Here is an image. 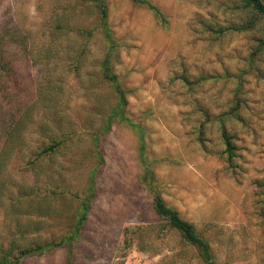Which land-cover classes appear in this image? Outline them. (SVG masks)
I'll use <instances>...</instances> for the list:
<instances>
[{
  "label": "rangeland",
  "instance_id": "1",
  "mask_svg": "<svg viewBox=\"0 0 264 264\" xmlns=\"http://www.w3.org/2000/svg\"><path fill=\"white\" fill-rule=\"evenodd\" d=\"M104 1L112 47L97 0H0V52L14 69L0 82V258L73 232L95 174L73 264H202L160 227L143 147L159 193L216 264H264V17L221 32L249 20L239 0H148L165 24L131 0ZM107 56L129 124L110 118L118 95L101 72ZM51 139L59 148L39 155ZM136 225L154 228L148 250L136 241L124 254L123 231ZM68 258L62 245L19 264Z\"/></svg>",
  "mask_w": 264,
  "mask_h": 264
},
{
  "label": "trees",
  "instance_id": "2",
  "mask_svg": "<svg viewBox=\"0 0 264 264\" xmlns=\"http://www.w3.org/2000/svg\"><path fill=\"white\" fill-rule=\"evenodd\" d=\"M134 4L144 6L148 10H150L156 19L159 22L165 24L166 19L161 10L151 3L148 0H131ZM242 4V9H245L248 14H250L249 20L242 25H233L231 27H227L225 29H221L223 31H231V32H247L255 28V19L256 17H264V0H239ZM97 8L100 16V27L102 32L104 33L106 42L112 47L113 38L110 31V27L108 25V8L104 0H97ZM211 30L215 31L214 27H209ZM260 47L264 48V38L259 40ZM101 72L103 74L104 79L113 86L115 93L118 95V103L117 107L111 115V120L117 119L124 123H130L129 119L125 117L124 110L127 105V98L124 89L121 87L117 76L113 73L112 69V60L109 56L105 57L102 62ZM0 82L2 78L4 82H2V86L7 85L11 82L14 77V69L12 67V63L4 52H0ZM9 134V133H8ZM222 138L224 140L225 145V153L227 154V161L230 165H233L235 161V146L233 145L232 138L227 134L226 131H222ZM8 140L11 142H15V137L13 135H8ZM61 140L51 139L48 144H46L38 154H50L55 153V151L59 148L61 144ZM143 146V145H142ZM40 150V148H38ZM37 151H33V156H35ZM140 161L142 165L145 167L143 175H142V184L145 188L153 195V211L160 221V227L167 230V232H175L178 237L182 249L184 251L188 249H192L197 254V259L202 264H216L214 261L213 254L211 252L208 241L197 231L196 227L185 220L180 213L167 205L166 201L163 199L161 194L157 189L156 179L154 177L153 172L150 170L146 159L144 157V149L143 147L140 149ZM264 185V184H263ZM96 182H95V174H92L91 179L89 181V186L87 189V193L84 198L80 199V207L77 214L76 226L74 227L73 232L65 236L59 242L52 241L46 243L44 245H36L31 246L25 249H19L17 253H14V248H10L5 252V255L0 258V264H19L20 260L28 255L53 250L59 246L66 245L68 250V262L67 264H73V246L74 242L79 238L81 231L83 229V225L87 219V216L91 210L92 202L96 197ZM264 204V201H263ZM261 213L264 215V206L261 207ZM153 227H143L140 225L129 226L123 231V243H122V251L125 254V251L133 246L136 241H140L142 245L140 248L142 250H148L145 245L147 242L149 243L152 239L150 235V231L153 230ZM13 256V258H12Z\"/></svg>",
  "mask_w": 264,
  "mask_h": 264
}]
</instances>
